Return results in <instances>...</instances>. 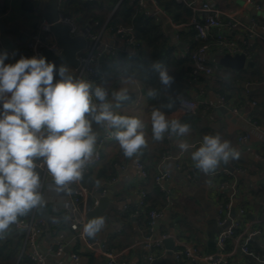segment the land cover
I'll return each mask as SVG.
<instances>
[{"label": "crops", "instance_id": "obj_1", "mask_svg": "<svg viewBox=\"0 0 264 264\" xmlns=\"http://www.w3.org/2000/svg\"><path fill=\"white\" fill-rule=\"evenodd\" d=\"M46 1L40 2L41 14L44 13ZM203 1L215 3L219 18L224 23L220 33L237 44L240 53L247 55L250 65L241 71L220 66L218 61L222 56H217L214 45L218 30H212L210 42L214 48L209 52L208 60L218 68L214 75L204 77L200 83L192 85L190 96L186 99L200 100V108L195 114L182 112L179 106L166 113L169 118H179L191 125L192 131L185 139L193 147L188 152H181L176 146L175 137L166 136L162 142L152 141L150 113L153 107L144 82L137 78L140 87L132 89L129 93L130 100L122 102V107L116 111L121 115L138 116L145 122L149 147L139 158L128 159L124 157L118 143L107 137L100 149L102 160L87 174L85 184L75 182L70 186L80 198V211L85 214L89 211V199H92L94 208L97 195L111 193L108 208L100 216L105 219L104 228L94 238L105 247L112 248L110 251L116 253L117 264H210L209 258L217 253L216 240L221 229L216 221L217 207L226 199L228 201L231 193L219 188L224 180L222 176L211 177L199 171L191 159V153L202 144L205 135L217 134L239 151L238 158L221 163L217 169L243 170V173L236 176L237 194L232 199V216L240 221V227L236 238L227 244L226 264H259L241 250L243 238L254 229H260L262 233L253 238L250 249L264 258V0ZM139 2L127 0L129 6L138 3L143 10L150 11L161 21L164 34L178 46L177 55L181 59H186L187 53L196 46L199 47L200 41L191 34V15L183 13L179 22H175L174 17L161 11L153 0H142V4ZM23 3L24 0H0V54L8 53L7 63L19 60V54L25 49L28 37L35 31L39 20L38 15L24 9ZM113 12L114 10L109 13L108 18ZM198 15L202 19L203 14ZM73 18L78 24L81 23L80 16ZM232 23H239V26L234 28ZM80 25L86 30L92 23ZM250 33H253L252 37ZM180 44L184 46L180 47ZM101 45L107 46L110 51L104 59L109 55H131L135 51V47L126 45L124 40L111 36L108 31L103 33ZM124 59L126 61L121 60L113 69L109 68L108 59L104 63L101 61L99 69L104 64L107 68L101 79L107 81H99L98 86L106 87L109 93L119 90L122 86L120 79L126 75L124 72L130 66L127 57ZM70 72L73 70H69ZM220 96L226 97L225 108L229 110L230 117L221 111L224 106L220 103ZM109 100L111 101V96ZM231 109H237L239 113L234 114ZM253 122H258L261 129H255ZM93 130L98 133V139L105 134L104 129L95 123ZM247 134L250 135L249 139H240ZM164 157L168 159L162 166L172 176L167 183L170 191L168 204L154 182L156 169ZM138 160L148 172L147 178H143L135 168ZM52 184V178L41 183L40 191L45 205L33 209L23 217L37 218L39 209H46L53 217L49 222L44 220V232L37 237L35 246L25 245L23 233L12 228L7 238L1 240V245L20 249L19 258H29L31 253L38 252L44 257L46 264H106L107 258L99 250L96 252L86 245L80 235L70 228L66 205L73 197L69 192L57 193L52 190ZM142 192L146 193L147 199L156 209L163 210L162 218L156 222L151 232L162 243V247L156 250L152 263L146 258V249L142 245L144 234L138 229L136 217L125 218L127 212L137 207ZM163 204L165 205L162 206ZM241 209L245 211L243 215L239 213ZM58 242L63 246L60 255L51 251V247ZM185 249H195L207 259L176 260L175 252Z\"/></svg>", "mask_w": 264, "mask_h": 264}, {"label": "clouds", "instance_id": "obj_2", "mask_svg": "<svg viewBox=\"0 0 264 264\" xmlns=\"http://www.w3.org/2000/svg\"><path fill=\"white\" fill-rule=\"evenodd\" d=\"M8 58L7 52L0 54V240L21 217L45 205L40 170L46 168L51 189L57 193L70 191L73 183L82 180L98 156L93 123L118 143L125 158H139L149 147L145 122L116 111L130 100V91L140 87L135 74L122 76L119 90L109 93L106 87L75 78L63 64L57 69L43 56H21L6 64ZM152 68L165 89L175 82L165 65L157 62ZM54 74L59 76L55 83ZM158 95L157 89L147 91L151 99ZM177 101L182 108L190 107L183 97H169L166 105L152 108L151 139L162 142L166 136L175 137L180 151L188 152L193 145L185 138L191 125L169 118L162 110L173 108ZM238 156L239 151L218 134L205 135L191 153L195 167L204 174H214L221 163ZM104 225L103 217L93 219L84 233L95 237Z\"/></svg>", "mask_w": 264, "mask_h": 264}, {"label": "built area", "instance_id": "obj_3", "mask_svg": "<svg viewBox=\"0 0 264 264\" xmlns=\"http://www.w3.org/2000/svg\"><path fill=\"white\" fill-rule=\"evenodd\" d=\"M93 1V0H86ZM140 1V2H139ZM177 2L185 4L191 11V25L195 30V39L200 41V46L190 54V58L192 61V71H191V79L194 84L200 83V81L204 77H209L214 75L217 70L216 65H211L209 63V52L212 48L211 32L213 29H217L218 33L215 35V51L217 54L224 55L229 52L230 54H238L240 53V49L237 44L226 38L224 34L220 33L224 27V23L219 18V10L216 5L212 1H203V0H176ZM41 0H33L32 5V13L39 16V20L36 25L35 31L28 37L26 42L25 49L19 54V59L21 56L26 58H31L33 56H42L43 51L45 49H50L54 53L59 54L60 48L56 44L53 35L50 32L51 25L43 18V14H41L40 9ZM139 4H142V0H138ZM154 4L157 5L156 0H153ZM140 6V5H139ZM116 9V7H115ZM139 13H142L146 16H154L150 11L143 10L140 6L138 9ZM199 13L203 14L202 19L199 18ZM59 22L66 24L70 27V33L72 36H81L84 37L88 42L89 46L78 54V60L80 62V67L75 71V78H83L93 82L95 85H98V82L101 79V72L99 66L101 64L104 56L109 53V48L107 46L101 45V38L105 31H108L111 36L119 37L125 41L126 45H131L132 47H138L139 44L136 42L135 34L133 33L131 28H127L123 25H119L116 29L109 28L105 30V27L100 30L98 33L91 32L89 29L88 32L86 30H82L74 18L65 16L60 12ZM232 27L237 28L239 23H232ZM250 36H253V33H250ZM178 39L179 36H176ZM246 55V54H245ZM247 56V55H246ZM222 106L225 107L226 99L223 96L219 98ZM190 107L182 108L181 104L179 105V110L189 114H195L197 110L200 108V104L202 102L199 100L194 101H186ZM231 112L234 114H238L239 111L237 109H231ZM252 126L260 130L261 125L258 122H253ZM109 137L108 133L105 132L104 136H101L98 139L97 145V153L98 156L95 158L94 163H92L84 173V176L90 173L91 169H93L99 162H101V153L100 149L104 143V140ZM250 135L247 134L240 139H249ZM168 159L167 157L163 158L161 164L158 165L156 169V175L154 177V182L157 185L158 189L163 193L165 197L166 203H170V191L167 187L168 181L171 180L172 176L169 172H167L162 166L163 162ZM135 168L139 171L140 175L143 178L148 177V172L146 171L143 163L138 160L135 163ZM43 178L42 182L46 181V179L51 178V176L47 173L46 168L42 170ZM243 173V170L237 168L235 170H219L217 169L214 174H207L211 177L222 176L230 177V181H223L220 184V189H226L230 191V196L228 201L225 203H220L217 207L216 212V221L218 226L221 228L220 232L217 236L216 246L217 253L214 256L209 258L210 264H226L225 260V250L227 244L230 240L236 238L237 230L240 227V221L236 220L232 216V207H233V198L237 194V178L236 175ZM83 176V177H84ZM78 182H81L78 181ZM69 194L73 197L70 202L67 203L66 209L68 211V220L70 221V228L72 231L77 232L80 237L84 240L86 245H88L91 249L99 250L103 256L107 258L106 264H117V255L114 251L107 250L105 245L99 243L97 238H90L84 233V226L89 222L86 217V214L80 211V198L75 194L76 191L72 187H70ZM105 196V193L102 194ZM147 204V195L145 192H142L140 195V201L138 202L137 208H142ZM98 201L95 202L94 208L97 207ZM244 210L241 209L239 213L241 215L244 214ZM139 212H136L138 215ZM163 216V210L154 209L149 212L150 219V234L145 235L142 241V245L144 249H146V258L152 263L155 260V251L162 247V243L160 239H155L151 234L153 227L156 222L161 219ZM45 222L42 218L32 217L31 219H25L23 217L20 218V221L17 224L11 226V228L15 231L21 232L24 235L25 245L34 247L36 244L37 237L44 232ZM262 231L260 229H254L253 231L247 233V235L243 238L241 243L242 252L255 259L259 264H264V258L258 256L250 249V244L254 237L261 234ZM51 251L55 254L60 255L63 251V246L61 243H56L54 247H51ZM78 257H75L77 259ZM185 259H193L195 261L206 260L207 258L203 255H200L195 249H185L183 251L175 252V259L181 260ZM29 259L36 264H46L44 257L38 252H33L29 255ZM122 264H127L126 262Z\"/></svg>", "mask_w": 264, "mask_h": 264}, {"label": "trees", "instance_id": "obj_4", "mask_svg": "<svg viewBox=\"0 0 264 264\" xmlns=\"http://www.w3.org/2000/svg\"><path fill=\"white\" fill-rule=\"evenodd\" d=\"M156 2V6L164 13L173 16L175 22H179V17L183 13L191 15L190 9L185 4L177 2L176 0H156ZM23 5L26 11H32L33 0H24ZM115 7L116 9H114ZM139 8L140 6L138 3L129 6L127 0H93L90 2L86 0H62L60 5V11L65 16L72 18L73 16H80V24L83 25L91 22L92 25L90 29L93 33H98L104 27L105 30L109 28L116 29L119 25L132 29L135 34L136 42L139 44V46L135 48L134 53L131 55L125 53L120 57L119 55H109L106 59L109 61V68L113 69V66H116L121 60L126 61L124 58L127 57V60L130 61V66L124 74H135L137 78L144 82L147 90L154 88L159 91L160 95H158L156 99L149 98L152 107L166 105L169 103V97L173 99L176 97H183L186 101L190 96L192 85H194L191 79L192 61L190 54L195 51L198 46L187 53L186 59H181L180 56L177 55L179 50L178 46L164 34L161 21L156 16H146L139 13ZM113 10L114 12L108 18L109 13ZM80 24H78V26L82 29ZM191 28V34H193L194 37L195 30L192 25ZM217 56L221 57L222 55L218 54ZM106 59L102 60L103 63ZM157 62L165 65L169 69L170 75L174 76L175 82L170 88H164L159 81L158 72L153 70L152 65ZM5 63L7 64V62ZM105 70L107 71V68H105L104 64L102 69L100 68L101 76L104 74L103 71L106 72ZM104 81H107V79L100 80L102 83H104ZM179 105L180 103L177 101L173 108H162V110L165 111V113H170ZM87 176L88 175L82 178V184H85V178H87ZM230 180V177H225L223 181ZM164 205L165 204L162 206ZM154 209H156V207L151 204L148 198L146 206L142 208L133 207L127 212L125 218L129 219L135 216L138 229L145 236L150 234L149 212ZM137 211L139 214L135 215ZM106 248L112 250L110 247L106 246ZM19 254L20 249H11L7 245H1L0 240V264H36L29 258H19Z\"/></svg>", "mask_w": 264, "mask_h": 264}, {"label": "water", "instance_id": "obj_5", "mask_svg": "<svg viewBox=\"0 0 264 264\" xmlns=\"http://www.w3.org/2000/svg\"><path fill=\"white\" fill-rule=\"evenodd\" d=\"M60 5L61 0H47L43 13V18L51 25L50 32L53 35L56 44L60 48V53L56 54L50 49H45L42 56L45 57L48 62L54 63L57 69L63 64L69 70H73L70 74L75 77V71L80 67L78 54L89 46V42L84 37L72 36L70 33V27L59 22L61 12ZM89 29L90 28H87L86 32H88ZM183 46V44H180V47ZM218 63L220 66L235 71H241L245 68V66L250 65L244 53L232 55L229 52L225 53L219 59ZM57 80H59V76L54 74L53 82L55 83ZM221 111L228 117L231 116L227 108L222 107ZM40 172L43 178L42 170H40ZM110 197L111 193H108L105 196L97 195L98 205L95 208H92V199L88 200L87 207L89 211L87 212L86 217L89 221L99 218L106 211ZM37 217L47 220V222H49L50 218H53L46 209H39ZM170 250L172 251V247H170Z\"/></svg>", "mask_w": 264, "mask_h": 264}]
</instances>
